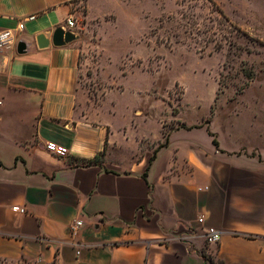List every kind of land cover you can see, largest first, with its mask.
<instances>
[{"label": "crops", "instance_id": "0c3cea01", "mask_svg": "<svg viewBox=\"0 0 264 264\" xmlns=\"http://www.w3.org/2000/svg\"><path fill=\"white\" fill-rule=\"evenodd\" d=\"M86 1L0 0V32L13 33L0 46V260L264 264V147L182 121L161 145L163 130L152 139L136 128L140 109L121 113L105 101L114 89L91 102L79 81L83 45L50 40L57 27L72 30L70 5ZM214 1L264 42V0ZM39 34L47 46L38 47ZM208 227L219 230L216 242Z\"/></svg>", "mask_w": 264, "mask_h": 264}, {"label": "rangeland", "instance_id": "374dc122", "mask_svg": "<svg viewBox=\"0 0 264 264\" xmlns=\"http://www.w3.org/2000/svg\"><path fill=\"white\" fill-rule=\"evenodd\" d=\"M70 7L86 57L79 81L91 102L114 89L105 101L121 113L140 109L136 128L152 139L180 121L211 122L223 141L264 147V44L237 30L214 0Z\"/></svg>", "mask_w": 264, "mask_h": 264}, {"label": "built area", "instance_id": "2783aa9c", "mask_svg": "<svg viewBox=\"0 0 264 264\" xmlns=\"http://www.w3.org/2000/svg\"><path fill=\"white\" fill-rule=\"evenodd\" d=\"M34 18H35V15L31 14V15H28L26 19L32 20ZM66 24L69 28H72V27H74L75 22H74L73 18H67ZM23 27H24V22L20 21L18 23V29H23ZM63 29H65V28H63ZM65 30H70L72 32L71 29H65ZM12 38H13V33L11 32V30L1 31L0 32V46ZM46 148L50 151H53V152L59 154V155H64L66 153V148L61 147V146H56V144L53 142H48L46 144ZM13 209L16 211H19L21 213H23L25 211V209L23 207L14 206ZM198 221L201 222L202 218H199ZM81 225H82V220L75 221V223L72 226H70L71 232L74 234L76 232L77 228L80 227ZM219 236H220L219 230H217L214 227H208L205 231V237H206L207 242H216L219 239Z\"/></svg>", "mask_w": 264, "mask_h": 264}, {"label": "water", "instance_id": "95a60500", "mask_svg": "<svg viewBox=\"0 0 264 264\" xmlns=\"http://www.w3.org/2000/svg\"><path fill=\"white\" fill-rule=\"evenodd\" d=\"M74 38L75 36L70 30H65L61 27H57L53 31L50 40L52 44L58 46L63 45L64 43L69 42ZM36 42L38 47L41 48L47 46V44L49 43V39H47L43 34H39L36 36Z\"/></svg>", "mask_w": 264, "mask_h": 264}, {"label": "trees", "instance_id": "16d2710c", "mask_svg": "<svg viewBox=\"0 0 264 264\" xmlns=\"http://www.w3.org/2000/svg\"><path fill=\"white\" fill-rule=\"evenodd\" d=\"M219 12L224 16V14H223V12H222L221 9H219ZM224 17H226V16H224ZM227 20H228V18H227ZM236 29L239 30V31H241V32H242L243 34H245V35H249L247 32L241 30L238 26H236ZM255 38H256V37H255ZM256 40H258V41H260L261 43L264 44V42H263L262 40H260V39H258V38H256ZM163 134H164L165 140H164V142H163L161 145H165V144L167 143V141H168V134H167V131H166V132H163ZM210 134H211V135H214L213 133H210ZM213 143H214L215 146H218V143H217V140L215 139V137H214V139H213ZM218 264H223V263L220 261Z\"/></svg>", "mask_w": 264, "mask_h": 264}]
</instances>
